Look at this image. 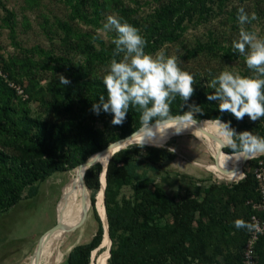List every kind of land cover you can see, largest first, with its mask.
Wrapping results in <instances>:
<instances>
[{"label":"trees","instance_id":"16d2710c","mask_svg":"<svg viewBox=\"0 0 264 264\" xmlns=\"http://www.w3.org/2000/svg\"><path fill=\"white\" fill-rule=\"evenodd\" d=\"M62 1L70 9V14L69 21L59 23L63 36L58 41L83 55L84 60H76L74 53L61 56L54 50L36 47L33 55L40 59L29 68L33 77L47 69L68 74L71 81L68 86L51 84L48 90L50 99L36 100L57 115L53 120L34 117L29 108L14 106V99L24 100L26 95L24 101L29 99V102L39 96L40 90L34 83L26 88L18 82L19 79L13 80L17 79L14 70L10 71L9 65L0 58L7 79L24 90L22 97L0 76V217L19 204L24 192L28 197L36 196L42 182L56 174L74 170L92 155L140 128V113L135 108L130 107L122 125H112L111 114L101 112L96 115L90 111L101 95H107L103 77L98 76L96 67L109 65L114 58L115 45L106 44L99 37L93 42L95 35L76 29L74 22L102 28L109 3L107 0ZM115 1L118 2L113 10L119 15L118 19L136 27L147 41L145 52L155 54L167 43L181 42L191 24L200 25L208 21L215 12L214 6L222 10L228 0H154L157 7L142 22L133 18L135 11L124 6V0ZM237 11L231 14L233 21L237 19ZM6 17L7 24L13 27L16 24L15 13L7 10ZM109 36L113 40L116 32L110 31ZM206 53H219L228 59H242L245 63L244 56L235 53L232 46L221 44L213 35L208 42H198L187 49L185 55L187 59L194 60ZM121 56L115 58L119 61ZM252 75L254 73L246 66L241 76ZM193 88L194 94L187 103L179 96L171 103L173 117L184 115L190 110L189 106L195 104L201 112L193 113L191 117L211 121L219 119L229 123L235 132H241L243 125L240 120L229 112L221 113L218 102L207 99L214 90L206 87L199 75L194 77ZM41 91L43 94L44 90ZM253 134L264 137V118L256 121ZM225 152L232 154L229 148H225ZM175 158L176 154L169 148L132 145L111 159L105 190L112 240L108 264H243L248 232L237 230L234 221L243 219L250 222L252 209L248 201L258 200L255 169L264 155L248 161L250 171L246 169V177L238 183H213L204 189L203 196L190 194L179 199L158 185L150 175ZM101 171V164H96L85 175L86 185L92 191V208L98 231L90 242L76 246L65 264H91L92 253L103 242L104 226L95 210V196L101 189ZM127 187L133 193L130 197L123 193ZM257 253L258 264H264V236L257 245Z\"/></svg>","mask_w":264,"mask_h":264},{"label":"rangeland","instance_id":"374dc122","mask_svg":"<svg viewBox=\"0 0 264 264\" xmlns=\"http://www.w3.org/2000/svg\"><path fill=\"white\" fill-rule=\"evenodd\" d=\"M117 2L115 0H107V3H109V9L106 13V17L113 15L116 18H119V15L113 10V6ZM124 6L128 7L129 10H134L135 13L133 14V18L142 22L146 21L153 13L154 9L157 7V3H155L154 0H124ZM240 7H243L248 14L255 13L257 16V19L252 21L250 24L246 23L243 25L244 29L249 31L250 28V32H255L258 37L264 38V0H253L243 3L238 0H228L222 7V10L218 8V6H214L215 12L212 13L208 21L200 25L191 24L187 32L184 34L181 42L167 43L159 51L162 50L166 57H175L181 70L189 72L194 75V77L195 75H199L200 80L205 84L211 81L220 72L225 70L240 75L244 74L246 65L242 59L233 60L228 59L219 53L210 55L207 54V52L194 60H189L185 55L186 50L196 46L198 42H208L211 35L218 39L221 44L231 47L232 41L238 38L239 30L241 28L237 19H234L235 21H233L231 14H233V12L238 10ZM7 10L13 11L16 15V24L13 27L7 24ZM69 14L70 9L62 0H0V58H2L3 62H6L9 65L8 68L10 71L14 70L15 77L17 79L14 78L13 80L19 79L18 82H22L26 88L34 83L37 89L40 90L38 91L39 96L37 98H31L30 101L27 102L29 99L24 101L27 99V96L25 95V98L22 96L24 100L19 101L14 99L13 104L16 108H29L32 116L43 120L51 121L57 115H55V113L44 103L36 100H40L41 98L49 100V85L53 84L56 86L60 84L59 75L63 74L66 78H68V74L66 72L54 73L53 71L47 69L39 71V74L35 77L31 76L29 69L30 64L40 59L39 56L33 55V51L36 47H39L45 51L54 50L61 56H66L67 54L71 56L74 53L76 60H84L83 55L75 53L72 51L70 46H64L58 41V39L63 36L59 23L69 21ZM106 22L107 18L102 21V23ZM74 25L76 29H79L82 32H89L99 38H102L106 44L112 43L111 36H109L110 31L98 34L97 29L101 28H94L93 26L86 25L80 21L74 22ZM80 53H82V51H80ZM155 54L151 55L155 56ZM120 59H122V56ZM107 67L108 64L98 65L96 67L98 69V76L103 77L106 74ZM27 72L28 74H26ZM41 89L44 90L43 94ZM23 102H27V104ZM201 121L205 120L191 119L190 123H184L182 120L172 121L170 124L180 123L181 125L187 126L200 123ZM240 123L243 125L242 130H240L241 132H254L256 121H251L247 115L240 120ZM236 133L238 134L240 132L237 131ZM159 146L169 148L176 154V158L172 162L164 164L163 169L152 172L150 175L156 179L158 185L165 187L176 199L190 194L203 196L204 189L213 183L226 185L238 183L244 179V172L246 169L250 171L249 163L247 162L242 167L243 177L240 180L231 181L225 179L218 171L215 151L213 148L191 134L170 136ZM224 150L225 149L223 148V151ZM226 154L233 155L229 153ZM260 162H264V159ZM233 165L241 166V163L239 161H235L233 162ZM74 171L75 169L56 175L59 182L58 187H60L61 190L60 188L57 190V198L55 197L56 200L54 199L53 201L54 203L51 208V212L44 213L41 218L38 216L37 220L35 219V216L28 217V222H26L28 223V226L26 231L24 230L25 232H31L30 230L34 229L44 231L53 225V220L54 225L58 220L62 224V214H65L67 210H69L70 206L69 203L65 208L75 181ZM166 171H169V173ZM45 184L46 182L43 185ZM86 193L88 197L92 196V191L86 189ZM123 193L128 197L133 194L129 187L125 188ZM23 194L26 196L27 192H24ZM96 197L97 194L95 196L97 207L98 201L96 200ZM83 220H81L76 226L82 223ZM20 222L18 224H20ZM1 224L2 221H0V225ZM17 225L10 233L13 234V237H17V235H19L17 233ZM98 227V223L94 217L93 208L90 207L87 222L81 228L67 233L63 242L64 244L62 243L61 245L63 257L59 264H65L67 256L76 246L90 242L96 235ZM55 232L56 231L49 233L43 238L38 252L43 248L45 243L52 241L51 237L55 234ZM58 236H56V238H58ZM110 247L111 240L109 248ZM37 254H33L30 257V260H28L29 264H32V261L35 259ZM105 255L106 247L101 245L97 253L94 252V261L92 262L91 259V264H101ZM258 262L259 255L255 264H258Z\"/></svg>","mask_w":264,"mask_h":264},{"label":"clouds","instance_id":"9594fccd","mask_svg":"<svg viewBox=\"0 0 264 264\" xmlns=\"http://www.w3.org/2000/svg\"><path fill=\"white\" fill-rule=\"evenodd\" d=\"M256 19L255 13L248 14L240 7L237 20L241 28L238 38L232 41L233 51L244 56L247 68L254 75L241 76L225 70L206 84V87L214 90L207 95V99L218 102L221 113L229 112L237 120H242L247 115L253 122L264 118V38L258 37L255 32L246 31L243 25ZM109 31H115L116 37L112 40L115 45L114 58L102 78L107 95H101L98 101L92 104L90 111L96 115L101 112L111 114V124L122 125L130 107L135 108L140 113V128L127 142L133 141L135 146L140 148L150 143L159 146L155 139L157 134L163 139L169 129H174L176 134L185 129L168 127L175 119L171 114L170 105L177 96L185 103L189 101L194 94V77L181 70L176 58L166 57L162 50L155 56L147 54V41L139 34V30L126 22L122 23L113 15H109L103 27L97 29L98 34ZM97 38L94 36L93 42ZM121 55L122 59L118 61L115 57ZM59 82L64 86L71 83L63 74L59 75ZM189 108L188 112L180 116L184 123L191 122L193 113L201 112L198 105L192 104ZM216 124L222 148L231 149L237 160L254 159L264 154V137L254 135L250 131L237 134L229 123H222L219 119ZM160 129H164L163 134ZM234 226L237 230L244 229L249 233H264L255 217L252 222L236 219Z\"/></svg>","mask_w":264,"mask_h":264},{"label":"bare ground","instance_id":"6f19581e","mask_svg":"<svg viewBox=\"0 0 264 264\" xmlns=\"http://www.w3.org/2000/svg\"><path fill=\"white\" fill-rule=\"evenodd\" d=\"M168 127L169 128L184 127L185 129L181 131L179 134H176L174 129H169L167 135L163 139H160L159 134H157V137L155 139H160L157 140L159 145L166 138L170 136H181L186 134L194 135L197 139H199L203 143L213 148V150L215 151V159L217 162L218 171L225 179L235 181V180H240L243 177L240 174H243L242 167L244 166V163L247 160V158H240L239 160H237L234 155H228L224 152L225 150L223 151V148L225 149V147L222 148L221 143L218 140L216 121L205 120V121H201L200 123L187 125V126L177 123V124H169ZM160 132L161 134H163L164 129H160ZM138 139L139 137L137 138V140ZM133 144H135V142H133ZM147 145H153V144L150 143ZM110 156L111 154L105 153L101 155V157L99 158V161L101 162L104 168L107 166ZM235 161H239L241 163V166L233 165V162ZM83 175H84V171L82 170L76 169L74 171L75 181L65 206L66 208L67 205L70 203L69 210H67L65 214H62L63 222L61 225H63V227L55 230L56 231L55 234L51 237L52 241L44 244L43 248L40 249L35 259L32 261V264H59L61 262L63 257L61 245L64 242L65 237L68 233L66 229L67 228L69 230L73 229L81 220L85 218V213H88V209L90 208L89 199H88L89 197L87 196L86 187L84 186L83 183ZM102 182L104 185L105 184L104 175ZM96 200L98 201V206L96 208V211L98 214H100L99 215L101 216L100 218L104 220V224L107 227L103 189H100L98 191ZM56 236H58V238H56ZM102 246L106 247V255L104 256L101 264H107L109 257V246H110V239L109 236H107V234L105 236Z\"/></svg>","mask_w":264,"mask_h":264},{"label":"crops","instance_id":"0c3cea01","mask_svg":"<svg viewBox=\"0 0 264 264\" xmlns=\"http://www.w3.org/2000/svg\"><path fill=\"white\" fill-rule=\"evenodd\" d=\"M56 175L47 179L45 185H43L45 182L39 184L36 196L28 197L27 194L26 196L23 194V199L19 204L0 217V221H2L0 225V264H29L28 260L35 253L40 238L54 226L53 220V225L44 231L34 229L30 230L31 232H25L28 226L26 223L28 217L35 216L37 220L38 216L41 218L44 213L51 212L53 201L57 198V190L60 188ZM19 222L20 224H18ZM16 225L19 235L13 237V234L10 233Z\"/></svg>","mask_w":264,"mask_h":264},{"label":"water","instance_id":"95a60500","mask_svg":"<svg viewBox=\"0 0 264 264\" xmlns=\"http://www.w3.org/2000/svg\"><path fill=\"white\" fill-rule=\"evenodd\" d=\"M191 119L198 120V119H196V118H194V117H191ZM173 121H181V117H180V116H177V117H175V119H174ZM210 121H211V120H210ZM221 122H223V121H221ZM223 123H224V122H223ZM152 125H154V124H152ZM136 132H137V131H135L133 134H135ZM133 134H131V135H129V136L123 138V139H120V140H118V141H115V142L111 143L107 148H105L104 150H102V151H100V152H97L96 154L92 155V156H91L86 162L82 163V164L79 165L77 168H75V170H76V169H79V170L84 171V175H83V183H84V186L86 187V189H88V187H87L86 182H85V175H86L88 169H90L91 167L95 166V165L98 164V163L101 164V162L99 161V158L101 157V155H103V154H105V153L111 154L110 159H109V161H108V163H107V166L104 168L103 165L101 164V166H102V171H101V173H100V181H101V189L104 190V196H105V190H106V186H107V179H106V176H107V170H108L109 163H110L111 159L113 158V156H114L116 153H118V152H120V151H122V150H124V149H126V148H128V147H130V146H132V145H135V144H133V141H129V142H127V140H129V139L133 136ZM137 138H138V137H137ZM145 146L161 147V146H155V145H145ZM263 155H264V154H261V155H258L257 157H260V156H263ZM257 157H256V158H257ZM249 160H251V159H247V160L245 161L244 165H245ZM244 174H245V172H244ZM103 175H104V177H105V184H104V185H103V182H102ZM88 190H89V189H88ZM105 197H106V196H105ZM105 197H104V205H105V211H106V201H105ZM88 199H89L90 207H92L91 196H89ZM89 211H90V208L88 209V213H85V219L82 221V223H80L78 226H76L75 228H73V229H71V230H69V229L67 228V229H66L67 232L69 233V232H72V231H74V230H76V229L81 228V227L87 222V220H88V217H89ZM98 215H100V214H98ZM100 217H101V216H100ZM100 219H101V218H100ZM101 222L103 223V226H104V231H105V232H104V236L107 234V236H109V239L111 240L110 235H109V222H108L107 212H106V223H107V227H106L105 224H104V220L101 219ZM61 227H63V225H61L60 221L58 220V221L56 222V224H55L51 229H49L45 234H43V236L40 238V241H39V243H38V246H37L36 251H35L34 254H37V252H38V250H39V247H40V244H41L43 238H44L45 236H47V234L52 233V232H54L55 230H57L58 228H61ZM101 245H102V244H101ZM100 247H101V246H100ZM100 247H99L97 250H95L94 252L97 253V251L100 249ZM111 247H112V240H111ZM111 247L109 248L110 257H111ZM94 252L92 253V258H91V259H92V262L94 261ZM110 257H109V258H110Z\"/></svg>","mask_w":264,"mask_h":264},{"label":"built area","instance_id":"2783aa9c","mask_svg":"<svg viewBox=\"0 0 264 264\" xmlns=\"http://www.w3.org/2000/svg\"><path fill=\"white\" fill-rule=\"evenodd\" d=\"M0 76H2L9 85L14 88L18 94L21 96L24 95V90L21 86L15 84L14 82L7 79L6 74L4 73L0 65ZM246 177V174L244 178ZM255 179L257 182V193L258 200H249L248 204L251 206L252 214L250 217V222L252 218H256V222L259 223L262 229H264V162H260L258 167L255 170ZM264 236V233H249L243 249V264H255L258 258L257 245Z\"/></svg>","mask_w":264,"mask_h":264}]
</instances>
